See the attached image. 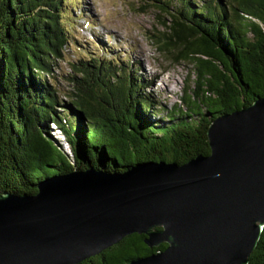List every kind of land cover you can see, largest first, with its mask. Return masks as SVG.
<instances>
[{"label": "trees", "instance_id": "1", "mask_svg": "<svg viewBox=\"0 0 264 264\" xmlns=\"http://www.w3.org/2000/svg\"><path fill=\"white\" fill-rule=\"evenodd\" d=\"M154 2L172 21L150 39L167 59L195 61L203 88L184 98L186 113L160 120L148 82L116 59L73 60L61 90L78 0H0L1 193L36 195L42 182L90 168L122 174L208 156L214 120L264 98V0ZM145 239L133 234L81 264H130L167 247ZM249 264H264V230Z\"/></svg>", "mask_w": 264, "mask_h": 264}, {"label": "water", "instance_id": "2", "mask_svg": "<svg viewBox=\"0 0 264 264\" xmlns=\"http://www.w3.org/2000/svg\"><path fill=\"white\" fill-rule=\"evenodd\" d=\"M211 153L125 173L90 168L0 192V264H81L133 234L130 264H249L264 230V98L208 131Z\"/></svg>", "mask_w": 264, "mask_h": 264}, {"label": "rangeland", "instance_id": "3", "mask_svg": "<svg viewBox=\"0 0 264 264\" xmlns=\"http://www.w3.org/2000/svg\"><path fill=\"white\" fill-rule=\"evenodd\" d=\"M157 5L154 0H78L71 8L72 45L56 71L61 90L70 88L66 76L73 60L116 59L148 82L146 93L158 111L152 114L154 120L166 118L174 110L177 115L186 113L184 98L194 99V91L201 93L203 88L198 89L195 61L180 55L167 59L150 39L152 33L167 31L172 21ZM60 97L67 100L64 94Z\"/></svg>", "mask_w": 264, "mask_h": 264}]
</instances>
